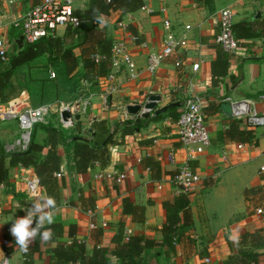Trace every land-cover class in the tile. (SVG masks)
Returning <instances> with one entry per match:
<instances>
[{
  "label": "crops",
  "instance_id": "0c3cea01",
  "mask_svg": "<svg viewBox=\"0 0 264 264\" xmlns=\"http://www.w3.org/2000/svg\"><path fill=\"white\" fill-rule=\"evenodd\" d=\"M39 1L0 0V39L5 41L7 54H16L24 45L17 43L21 18ZM73 2L78 11L84 10L89 0ZM224 6L233 8L234 23L248 29H238L239 48L234 54H227L228 72L214 85L211 63L219 45L214 40L217 28L213 16ZM103 16L107 23L98 26L105 36L112 42L123 38L141 70L147 54L164 45L165 20L170 22L172 36L181 40V47L164 59L153 74L143 69L138 79L120 85L110 94L109 104L104 93L106 75L112 69L108 57L97 62L94 75L92 71L85 72V47H81L70 27H58L55 36L65 38V46L72 47L77 57V66L71 73L65 75L61 68L49 64L46 53L16 69L6 90L8 98L0 100V105L14 97L33 106L78 99L90 104L89 114L83 109L70 129L60 127L54 113L33 129L35 142L44 145L36 157L39 161L49 148L47 127L62 134L56 144L62 176H55L59 182L55 223L62 225L63 233L54 232L48 243H41L40 239L36 245L33 242L26 254L33 264H50L57 243H70L76 238L85 244L88 256H93L97 248H106L109 264H120L112 253L116 247L113 238L119 233L162 241V202L179 194L172 177L183 163H188L201 177L196 191L185 194L193 225L173 245L154 246L145 249L143 255L147 264H222L237 252L243 233L264 232V171L260 170L264 165V126L251 127L244 118L224 112L219 98H249L258 112H264V0H142L133 11L118 9ZM119 20L127 25L126 29L117 26ZM176 58L184 64L175 66ZM196 62L199 66L193 71L191 66ZM191 92L201 96L210 137L209 145L194 158L188 156L176 134L174 115L179 114L178 106L168 107L157 114H162L157 119H153L157 115L140 117L138 126L123 134V123L128 120L122 105L144 104L149 95L157 94L161 96L159 108L180 102ZM93 121H105L110 132L114 131L112 137L109 135L112 141L107 143L109 159L105 165L94 161L84 172H77L70 135L91 139ZM17 135L16 122L0 121L1 144ZM248 142L255 147H237L238 143ZM101 170L126 176L121 181L95 179L94 174ZM35 178L33 165L16 164L9 168L7 182L0 183V260L7 257L9 264H23L25 255L10 234L12 223L26 214L33 197L46 195L42 186L31 190L30 182ZM125 201L144 206L143 222L136 223L131 215L123 213ZM258 207L262 213L256 212ZM87 209L93 210L92 216ZM90 222L96 227L90 228ZM260 257L264 264V255Z\"/></svg>",
  "mask_w": 264,
  "mask_h": 264
},
{
  "label": "trees",
  "instance_id": "16d2710c",
  "mask_svg": "<svg viewBox=\"0 0 264 264\" xmlns=\"http://www.w3.org/2000/svg\"><path fill=\"white\" fill-rule=\"evenodd\" d=\"M141 4L142 0H89L84 10L75 11L79 23L77 26L69 27L73 29L72 32L76 34L81 47H85L82 49L85 72L92 71L94 75L97 62L94 61L93 55L99 53L105 56L102 60H106L112 44V41L105 36L103 28L98 26L94 17V10L98 9L104 15L118 9L123 12L133 11ZM233 27L236 38L238 37V29L240 32L248 29L241 23H234ZM250 35H252L251 32ZM65 44V38L47 35L33 43L24 44L16 54L9 55L6 53L5 59L0 56V100L8 98L9 93L6 90L11 85V77L16 69L42 54L46 53L49 64L61 68L63 74L71 73L77 66L78 60L72 47H66ZM218 45L216 58L211 63L212 83L214 85L218 84L220 77L227 74L229 67V56L222 46ZM161 116L162 114L154 116L153 119ZM178 116L179 114H175L174 118L177 119ZM140 120L142 119L138 118L134 124L129 121L124 122L123 134L130 133L132 129L138 126ZM130 124L132 128H130ZM113 132H110L105 121H93L91 139L79 135H70V140L74 144L77 172H84L94 161L101 165L107 163L109 159L107 143L112 141L110 137H112ZM47 133L49 148L44 159L40 161L36 157L43 150L44 145L35 142L34 130L30 148L26 152L5 154L0 143V183L7 182L11 166L16 164L33 165L35 175L40 186L44 187L46 196L54 197L57 202L59 182L55 177V172L59 170L61 159L56 152V144L58 140H62V134L54 127H47ZM162 207L165 210V222L161 229L162 241L156 242L132 234L125 237L122 233L113 238L116 247L112 253L118 258L120 264H147V259L143 255L145 249L162 244L173 245L180 239V236L192 227L193 219L189 210V198L185 194H175L173 198L164 200ZM123 213L131 215L136 223L144 221V206L142 205L125 201ZM50 228L55 232V235H62L63 233V227L60 223L52 224ZM125 238L126 240H124ZM38 241L39 237L34 241V244L36 245ZM107 251L106 248L100 247L96 249L93 256H88L85 252V244L76 238H72L70 243H57L52 250V262L50 264H109L110 259L106 256ZM261 254L264 255V232H246L240 237L237 252L228 256L222 264H261ZM23 260V264H33L32 258L26 253Z\"/></svg>",
  "mask_w": 264,
  "mask_h": 264
},
{
  "label": "built area",
  "instance_id": "2783aa9c",
  "mask_svg": "<svg viewBox=\"0 0 264 264\" xmlns=\"http://www.w3.org/2000/svg\"><path fill=\"white\" fill-rule=\"evenodd\" d=\"M14 0H9L12 3ZM74 0H40L25 11L21 18V35L23 43H33L47 35H54L58 27H74L79 23V18L75 13L73 6ZM213 23L217 28L214 40L220 44L223 50L229 54H234L239 48V40L234 34V11L230 6H224L215 12ZM117 26L123 29L127 25L119 20ZM167 32L164 35V45L156 51L149 52L145 58L144 71L153 74L161 65L164 59L172 54H176L181 47V40L176 39L169 32L170 22L164 21ZM0 56L6 58V48L4 39H0ZM105 56L99 53L93 55L95 62H100ZM112 67L106 75L105 95L112 94L119 89V86L127 81L139 78L142 70L136 63L134 57L126 47L123 38L112 42L107 56ZM175 66L184 64L183 60L176 58ZM199 62L193 63L191 68L196 71ZM51 76H55L51 73ZM222 103H229L231 106V115L236 118H244L251 127L264 126V112H258L253 101L249 98L233 99L231 96L219 97ZM179 116L175 121L176 134L181 143L187 148L188 156L194 158L196 154L202 153L209 145L210 137L206 126V120L202 111L201 96L193 92L189 93L181 101ZM86 102L78 99L75 101H57L42 103L39 105L23 104L19 97L11 98L6 104L0 105V121H14L18 128V135L12 140L2 144L5 154L11 155L22 153L29 150L32 140L34 126L37 123L46 121L47 116L54 113L57 115L59 126L70 129L75 125V115L82 112ZM125 113V119L134 123L140 118V113L129 114L126 111V105L121 106ZM67 111L69 116L63 118L61 113ZM246 146L255 147L251 142L238 143L237 147L242 149ZM261 149L264 150V144ZM170 158H172L170 156ZM264 171V165L260 167ZM55 176H62V171L55 172ZM126 176L125 173L116 171L101 170L94 174L97 180L115 179L121 181ZM201 180L200 175L193 170L188 163H183L172 177V184L179 193L189 195L196 191ZM31 190L40 186L37 178L31 180ZM261 208H256L257 213H262ZM89 216L93 215L92 209L86 210ZM90 228H95L93 222L89 223ZM128 235V234H127ZM126 235V236H127ZM7 240H5V243ZM7 257L0 260L4 264ZM208 261V258L205 259Z\"/></svg>",
  "mask_w": 264,
  "mask_h": 264
},
{
  "label": "clouds",
  "instance_id": "9594fccd",
  "mask_svg": "<svg viewBox=\"0 0 264 264\" xmlns=\"http://www.w3.org/2000/svg\"><path fill=\"white\" fill-rule=\"evenodd\" d=\"M96 22L103 27L107 21L98 9L94 10ZM57 202L54 197L38 195L33 197L30 206L25 209L26 214L14 220L10 228V234L15 238V245L27 253L30 245L39 237L41 243L52 241L54 232L45 225L55 223ZM7 264V261H4Z\"/></svg>",
  "mask_w": 264,
  "mask_h": 264
},
{
  "label": "water",
  "instance_id": "95a60500",
  "mask_svg": "<svg viewBox=\"0 0 264 264\" xmlns=\"http://www.w3.org/2000/svg\"><path fill=\"white\" fill-rule=\"evenodd\" d=\"M17 43L21 47L23 45V37L22 35L18 38ZM111 99V95L108 94L106 96V102L109 104ZM161 101V96L157 94H151L148 96L147 101L144 104H127L126 105V110L130 114H137L140 113V116L142 118H148L149 116H154L157 115L163 111H165L168 107L170 106H181V102L179 101H174L167 103L159 108H157V104ZM220 109L223 110L224 112L231 114V106L229 103H222L220 105ZM84 112L85 114H89L90 112V104L87 103L84 107ZM63 118H66L69 116V113L67 111H63L61 113ZM80 114L75 115V119H79ZM19 154V153H16Z\"/></svg>",
  "mask_w": 264,
  "mask_h": 264
}]
</instances>
